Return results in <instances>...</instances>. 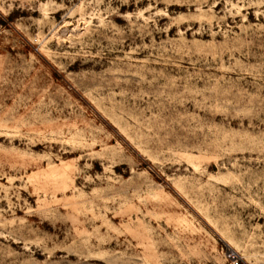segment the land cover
<instances>
[{
	"label": "rangeland",
	"instance_id": "rangeland-1",
	"mask_svg": "<svg viewBox=\"0 0 264 264\" xmlns=\"http://www.w3.org/2000/svg\"><path fill=\"white\" fill-rule=\"evenodd\" d=\"M0 264H264V0H0Z\"/></svg>",
	"mask_w": 264,
	"mask_h": 264
}]
</instances>
